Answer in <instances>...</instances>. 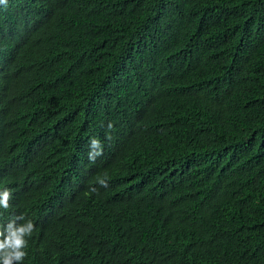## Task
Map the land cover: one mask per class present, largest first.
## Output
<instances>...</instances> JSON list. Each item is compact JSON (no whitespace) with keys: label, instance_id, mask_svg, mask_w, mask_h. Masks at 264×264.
<instances>
[{"label":"trees","instance_id":"1","mask_svg":"<svg viewBox=\"0 0 264 264\" xmlns=\"http://www.w3.org/2000/svg\"><path fill=\"white\" fill-rule=\"evenodd\" d=\"M0 135L23 264H264V0H7Z\"/></svg>","mask_w":264,"mask_h":264},{"label":"clouds","instance_id":"2","mask_svg":"<svg viewBox=\"0 0 264 264\" xmlns=\"http://www.w3.org/2000/svg\"><path fill=\"white\" fill-rule=\"evenodd\" d=\"M7 0H0V4L6 5ZM109 128L112 127L111 124L108 125ZM111 139V137H108ZM89 160L95 163L97 157L103 155V146L98 139L92 138L89 142ZM108 154V157H107ZM106 157L109 158V153ZM97 183L103 188L108 187L107 178H98ZM92 192H97L98 189L93 187L90 189ZM74 198H85L86 194L83 189L70 194ZM12 192L10 189H3L0 191V209L7 211L11 207ZM77 202V201H76ZM78 203V210H84L86 208V203L84 200H80ZM76 222L80 223L79 220ZM69 225H60L56 227H49L47 231L50 235H53L55 231L68 230ZM35 231V225L32 220L26 219L23 214L15 216L13 219L9 220L6 224H0V264H23L24 259L27 256L26 249L28 247V239L32 236ZM48 234L43 235V239H46ZM57 236H52L51 241H57ZM50 246H53L51 243Z\"/></svg>","mask_w":264,"mask_h":264},{"label":"bare ground","instance_id":"3","mask_svg":"<svg viewBox=\"0 0 264 264\" xmlns=\"http://www.w3.org/2000/svg\"><path fill=\"white\" fill-rule=\"evenodd\" d=\"M11 57V56H10ZM1 136V135H0ZM2 142V141H1ZM43 221V220H42ZM66 225V224H65ZM71 228V227H70ZM86 235V234H85ZM88 235V234H87ZM75 236V235H74ZM89 237V236H88ZM49 241V240H48ZM66 241V240H65ZM64 242V241H63ZM69 242V241H68ZM72 242V241H71ZM59 243V242H58ZM59 244H61V243H59ZM54 245V244H53ZM47 247V246H46ZM51 247V246H50ZM56 247V246H55ZM39 248H41V247H39ZM28 249V248H27ZM45 249V248H44ZM41 250V249H40ZM50 250V249H49ZM48 250V251H49ZM55 250V249H54Z\"/></svg>","mask_w":264,"mask_h":264}]
</instances>
